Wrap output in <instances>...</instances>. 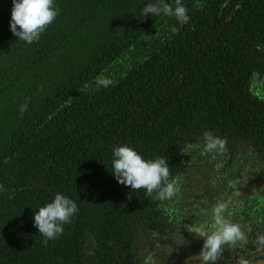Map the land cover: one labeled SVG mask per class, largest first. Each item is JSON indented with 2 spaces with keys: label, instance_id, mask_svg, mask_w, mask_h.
Returning <instances> with one entry per match:
<instances>
[{
  "label": "trees",
  "instance_id": "obj_1",
  "mask_svg": "<svg viewBox=\"0 0 264 264\" xmlns=\"http://www.w3.org/2000/svg\"><path fill=\"white\" fill-rule=\"evenodd\" d=\"M160 2L54 0L56 19L28 44L0 0V264H124L162 229L157 194L111 173L122 144L164 157L170 179L206 132L264 158V99L250 91L264 76V0H182L185 24L144 16ZM57 193L78 212L45 243L34 214Z\"/></svg>",
  "mask_w": 264,
  "mask_h": 264
},
{
  "label": "flooded vegetation",
  "instance_id": "obj_2",
  "mask_svg": "<svg viewBox=\"0 0 264 264\" xmlns=\"http://www.w3.org/2000/svg\"><path fill=\"white\" fill-rule=\"evenodd\" d=\"M252 80L251 93L264 99V93L253 91ZM227 143L219 167H215L211 153L186 160L185 151L205 147L204 139L183 147L182 166L173 177L180 191L159 204L163 228L137 237L131 244L130 260L124 264H189L188 258L199 253L204 238L195 237L188 229L201 225L211 228L217 203L227 205L224 215L242 226L248 241L226 245L214 264H239L241 258L249 264H264V249L255 243L257 234H264V158L250 140H238L234 146ZM211 186L218 188L212 192ZM191 264L200 261L193 259Z\"/></svg>",
  "mask_w": 264,
  "mask_h": 264
},
{
  "label": "clouds",
  "instance_id": "obj_3",
  "mask_svg": "<svg viewBox=\"0 0 264 264\" xmlns=\"http://www.w3.org/2000/svg\"><path fill=\"white\" fill-rule=\"evenodd\" d=\"M144 16L166 15L174 16L176 20L185 24L189 20L188 9L182 0H175V7L161 0L160 4H147L143 8ZM58 15V9L54 0H13L11 10L10 30L15 37L32 44L38 41L41 33L54 22ZM98 86L108 87L113 83L106 78H98ZM27 110V102L21 111ZM205 149L209 152L224 149L225 141L214 137L211 133L204 134ZM111 172L118 183L130 186L134 191L145 189L151 196L154 192L156 198L161 201L171 199L180 191L177 181L170 179L168 162L164 157L145 159L134 147L122 144L113 150ZM4 186L0 184V191ZM227 205L217 203L212 210V226L192 227L188 231L197 238H204L203 245L198 254L189 257V264L193 259H198L200 264H214L221 255L226 245L235 246L246 244L247 234L242 226L233 222L224 215ZM78 212L77 203L63 194L57 193L51 202L39 207L34 214V225L38 232L47 240H54L58 234H62V225L70 223L71 217ZM255 243L258 248L264 249V234H257ZM239 264H249V261L241 258Z\"/></svg>",
  "mask_w": 264,
  "mask_h": 264
},
{
  "label": "rangeland",
  "instance_id": "obj_4",
  "mask_svg": "<svg viewBox=\"0 0 264 264\" xmlns=\"http://www.w3.org/2000/svg\"><path fill=\"white\" fill-rule=\"evenodd\" d=\"M252 89L254 92H256L258 94H260L259 92L264 93V76L263 77H255L252 80ZM199 152H201V154H199ZM209 153L212 154L211 157H212V159L215 160V167H219L220 166L219 165V158L222 157V153H223V151L219 148L209 152L205 149L204 146H200L198 148L197 147H190L185 151L186 160H190L196 156H208ZM220 160H222V158ZM211 163H212V161L210 160V164ZM217 188L218 187L211 186V191L215 192L217 190Z\"/></svg>",
  "mask_w": 264,
  "mask_h": 264
}]
</instances>
